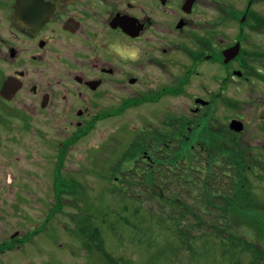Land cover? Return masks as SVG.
I'll list each match as a JSON object with an SVG mask.
<instances>
[{
  "label": "flooded vegetation",
  "instance_id": "flooded-vegetation-1",
  "mask_svg": "<svg viewBox=\"0 0 264 264\" xmlns=\"http://www.w3.org/2000/svg\"><path fill=\"white\" fill-rule=\"evenodd\" d=\"M112 44L125 51L138 48L139 59H122L110 50ZM190 83L200 86L190 111L200 118V164H205L210 136L222 132L236 140L244 131L230 127L246 115L233 96L223 97L225 87L264 85V0H0V139L14 146L32 131L43 145L50 143L54 166L64 172L71 173L68 157L75 143L100 120L135 108L163 116L171 125L167 112H173L164 110V99ZM219 102L239 112V119L221 124ZM257 116L264 118V109ZM44 123L53 127L54 135L45 134ZM142 137L152 151L177 144L154 130L142 131ZM19 144L33 149L31 143ZM155 153L144 152L142 161L153 166L164 155ZM139 154L134 160L141 161ZM34 171L32 179L40 180ZM72 182L59 179L56 194L65 199L73 191ZM62 199L58 204L63 209ZM59 210L52 207L47 219ZM35 231L30 228L26 237ZM18 235V230L12 233L0 249L26 240Z\"/></svg>",
  "mask_w": 264,
  "mask_h": 264
},
{
  "label": "rangeland",
  "instance_id": "rangeland-1",
  "mask_svg": "<svg viewBox=\"0 0 264 264\" xmlns=\"http://www.w3.org/2000/svg\"><path fill=\"white\" fill-rule=\"evenodd\" d=\"M223 92V97L233 96L242 114L247 116L242 118L245 129L237 139L244 144L245 153L249 151L253 166L245 174L239 173L246 192L240 189L237 196L239 202H243L241 209L248 211L241 219L247 222H241L236 212L227 215L228 237L219 239L220 236L214 238L206 234L197 237L207 230L215 233L212 224L218 223V216H224L218 208L221 203L215 193L217 187L206 188L201 192L203 196L199 185L184 186L182 168H175L177 177L168 171L164 173L165 167L171 165L168 164L170 156L161 160L157 157L153 166L126 156L132 150L131 142L138 138L135 146H138L140 159L144 152L151 155L161 151L145 147L144 138H140L144 130H154L161 139H165L166 134L168 138L180 137L183 142L175 140L176 147L192 146L187 142L199 130L200 118H194L190 108L195 106L194 97L200 96V86L190 83L177 96H166V108L160 102L161 108L173 112H167L171 125L165 123L163 116H148L143 109L135 108H128L119 117L95 123L91 132L75 143V150L68 157L73 168L71 173L64 172L56 163L54 166L55 153L50 143L43 145L32 131L24 133L20 140L31 143L32 150L19 144L21 142L13 146L0 139V158L8 159L7 163L0 162L4 171L0 174V247L2 242H10L11 234L17 230L20 238L26 237L30 228H38L24 242H14L10 249L1 248L0 264H253V260L264 257V118L257 116L264 109L261 102L264 85L257 83L255 88L227 85ZM239 114L219 102L217 115L221 124H229V120ZM182 125L186 127L177 134ZM42 129L45 134H55L47 123ZM169 129L173 133L170 134ZM193 144V153H198L200 144ZM163 161L167 166L158 169L157 165ZM33 170L40 175V180L32 179ZM41 173L44 174L41 176ZM160 175L167 177L165 183L158 182ZM192 175L197 182L200 172ZM218 177L224 181V177ZM61 178L75 181L70 185L73 191L67 192L65 199L56 194V184ZM217 178L213 177L218 181ZM165 184L169 188L162 191ZM7 188L12 189L13 195ZM61 190L66 192L67 187L64 185ZM60 199L63 209L58 204ZM52 207L61 210L47 219ZM257 218L261 220L257 222ZM87 223L99 228L105 248L114 261L107 260L97 246L82 235L81 228Z\"/></svg>",
  "mask_w": 264,
  "mask_h": 264
},
{
  "label": "trees",
  "instance_id": "trees-1",
  "mask_svg": "<svg viewBox=\"0 0 264 264\" xmlns=\"http://www.w3.org/2000/svg\"><path fill=\"white\" fill-rule=\"evenodd\" d=\"M197 128L199 130L195 131V133L193 134L194 136L190 140H188L187 145H191L193 143L198 144L195 140L200 142V124L197 125ZM177 134H180V133H177ZM176 137L177 136L174 135L172 139L174 141L176 140L177 142L179 140L181 143L182 139H176ZM204 147H205L204 151L206 152L207 156L210 157L205 164H200V151H201L200 147L199 149H197L198 153L197 152L193 153V150L195 149V147L190 146V147L184 148L181 145V147H172L171 149L164 148L163 150H161V152L164 154L162 155L163 158H168L169 156L171 157L170 164L172 166L170 165L171 167L170 166L168 167L166 163L163 161L164 163H160L159 165H157V168L161 169L162 167L167 166L165 167V169L166 168L167 169L164 170L163 172L164 173L166 171H168V173L171 172L172 175L175 177L178 176V174L175 171V168H182L183 172L180 175L184 176V179H185L184 186L193 187V185L195 184L199 185L201 195H203L201 192L203 191L204 193V190L206 188L210 190L212 186L217 187L216 188L217 190L215 191V193L217 197L219 198L218 202L221 203L220 207L218 208L222 210V212H224V216L223 218H220L218 216V219H219L218 223L212 224V226L214 227L215 233L207 230L205 233L203 234L201 233L197 237H200L201 235L206 234L214 238L216 236H220L218 238L221 239V238L228 237L226 235L227 234V229H226L227 228V223H226L227 215H232L233 212H236L237 214L241 216L239 217L240 218L239 220L241 222L242 221L247 222V221L241 220L243 218L244 213L246 214L248 213V211L241 209L240 205H243V202H239V196H237L238 191L240 189L242 192L244 193L246 192L245 184L242 182L243 180L241 181V179L243 178L241 175L239 177V173L245 174L246 171H248L249 169H252L253 166L249 159V151L248 153H245L246 148L244 147V144L242 142H239L238 139L230 140L229 137H224L222 132L220 134H217L215 137L210 136L207 139V145H205ZM129 152L126 156L129 155L128 156L129 158L136 157L139 153L138 146L132 147V150H130ZM182 162L186 164L184 167L180 166ZM219 163L221 164L220 167H222V169L216 170L215 168L217 167V165H220ZM175 165L176 167H174ZM217 171L219 172L220 176L224 177L223 182L220 181L219 177L217 178L218 176L216 175ZM144 172L147 173L148 171H146L145 169ZM199 172H200V176L198 177V180L196 179L197 180L196 182L193 179L192 173L197 174ZM157 173L161 174V171H158ZM159 177L164 178V180L159 179ZM159 177H158V182L160 181L162 183H165V181L167 180V177H163L162 175H160ZM213 177L219 180L217 181L216 179H213ZM167 187L169 188V186L165 184V188L163 187L162 191H165V189H168ZM207 198H209L208 195H207ZM204 200L206 199L204 198ZM223 200H225V202H222ZM205 203L207 204L208 202H205ZM248 206H250L251 209L254 208L252 204H249ZM248 206L246 207L247 209H248ZM234 208L236 209V211H232V209ZM211 211H214V210H211ZM192 214L195 215L194 213ZM257 219H258L257 222L261 220L260 218H257ZM198 229L201 230L200 225L198 226ZM81 233L84 237L91 240L97 246V248L103 253V255L106 257L107 260H109L110 262L114 261L112 260L110 253L105 248V245H104L105 243H104V240L101 236V233L98 227L96 226L91 227L87 223L81 228ZM179 234L180 236H182L181 230H179ZM259 260H261L260 264H264V257L262 255L256 260H253L252 263L259 264Z\"/></svg>",
  "mask_w": 264,
  "mask_h": 264
},
{
  "label": "clouds",
  "instance_id": "clouds-1",
  "mask_svg": "<svg viewBox=\"0 0 264 264\" xmlns=\"http://www.w3.org/2000/svg\"><path fill=\"white\" fill-rule=\"evenodd\" d=\"M110 50L116 52L124 60L136 61L139 59L140 50L138 48L125 51L119 44L110 45Z\"/></svg>",
  "mask_w": 264,
  "mask_h": 264
},
{
  "label": "water",
  "instance_id": "water-1",
  "mask_svg": "<svg viewBox=\"0 0 264 264\" xmlns=\"http://www.w3.org/2000/svg\"><path fill=\"white\" fill-rule=\"evenodd\" d=\"M230 127L231 129L237 131V132H241L244 130V123L240 122V121H237V120H233L231 123H230Z\"/></svg>",
  "mask_w": 264,
  "mask_h": 264
}]
</instances>
